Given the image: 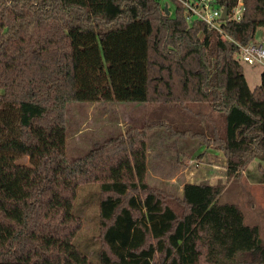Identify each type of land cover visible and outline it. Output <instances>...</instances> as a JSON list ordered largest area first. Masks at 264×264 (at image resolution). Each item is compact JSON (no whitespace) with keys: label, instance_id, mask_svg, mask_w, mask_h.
<instances>
[{"label":"trees","instance_id":"1","mask_svg":"<svg viewBox=\"0 0 264 264\" xmlns=\"http://www.w3.org/2000/svg\"><path fill=\"white\" fill-rule=\"evenodd\" d=\"M169 1L166 15L159 0H0V264L264 263L259 227L218 201L223 184L185 182L173 197L145 181L155 128L220 151L228 177L264 160V68L251 89L236 58V42L264 26V0H242V18L222 24L230 39ZM216 1L227 14L237 2ZM101 100L179 107L185 127L146 120L70 159L66 103ZM195 103L222 126L195 129ZM87 183L98 186L97 262L72 244Z\"/></svg>","mask_w":264,"mask_h":264},{"label":"rangeland","instance_id":"2","mask_svg":"<svg viewBox=\"0 0 264 264\" xmlns=\"http://www.w3.org/2000/svg\"><path fill=\"white\" fill-rule=\"evenodd\" d=\"M159 1L163 7L167 5L170 13L172 9L170 1ZM252 42L264 44V26H257ZM236 58L239 60L238 54ZM239 61L249 88L259 85L263 65ZM189 106L193 111H189L188 116L195 119L196 122L193 124L195 129L205 128L212 118H218L219 125L222 126L221 115L213 111L207 103H195ZM201 108L202 112L193 114ZM179 110V107L162 105L146 107L144 103L138 102L103 100L67 102L65 105L67 155L70 159L80 156L105 138L123 132L127 126L135 125L139 128L146 120L164 119L175 127L183 128L185 123L180 121L182 115L178 114ZM202 149L203 145L197 139L174 137L164 128L150 130L146 139L148 153L145 181L152 188L173 197L180 195L185 182L223 184L224 188L218 201L236 203L245 214V222L256 223L259 227L260 237L264 242V185L258 184L264 171V160L254 158L241 170V176L228 177L226 161L223 166L220 160L208 156ZM223 158L225 160L224 156ZM72 212L80 216L83 221V225L73 237L72 244L90 261L97 262L99 219L96 183L79 185ZM239 264L264 263L258 258L245 256Z\"/></svg>","mask_w":264,"mask_h":264},{"label":"built area","instance_id":"3","mask_svg":"<svg viewBox=\"0 0 264 264\" xmlns=\"http://www.w3.org/2000/svg\"><path fill=\"white\" fill-rule=\"evenodd\" d=\"M183 8L185 18L188 22L194 19L204 21L209 27L215 29L222 39L229 38L222 29V24L226 20L238 21L243 16L244 6L242 0H237L234 7L231 8L229 13L225 12V18H221L222 7H220L216 0H178ZM230 39V38H229ZM236 42V41H235ZM238 45L239 60L254 64L260 63L264 67V44L253 43L252 41L247 44Z\"/></svg>","mask_w":264,"mask_h":264},{"label":"crops","instance_id":"4","mask_svg":"<svg viewBox=\"0 0 264 264\" xmlns=\"http://www.w3.org/2000/svg\"><path fill=\"white\" fill-rule=\"evenodd\" d=\"M147 107V106H146ZM144 124V123H143ZM135 126V125H134ZM141 127V126H140ZM170 135V134H169ZM175 137V136H174ZM193 140H195V139H193ZM203 145V149H202V151L203 152H206V154H208V156L209 155H211V156H213V157H215L216 159H218V161L220 160L221 161V165H223L224 166V164H225V160H224V158H223V156H222V154H221V152H218L217 150H215V149H213V148H211V147H209V146H207V145H205V144H202ZM148 153V150H146V154ZM180 153H182V152H180ZM221 158V159H220ZM210 162V161H209ZM212 162V161H211ZM212 166H215V164H211ZM225 169L223 168V173L225 172L224 171ZM260 181H259V183L258 184H261V185H264V182L261 180V178L259 179ZM244 214V213H243ZM244 220H245V214H244ZM248 224V223H247ZM254 224H256V223H254ZM252 225V224H251Z\"/></svg>","mask_w":264,"mask_h":264},{"label":"water","instance_id":"5","mask_svg":"<svg viewBox=\"0 0 264 264\" xmlns=\"http://www.w3.org/2000/svg\"><path fill=\"white\" fill-rule=\"evenodd\" d=\"M164 11H165V14L168 15L169 14V11L167 10V5H164ZM225 8L222 9V14H221V18L224 19L225 18Z\"/></svg>","mask_w":264,"mask_h":264}]
</instances>
